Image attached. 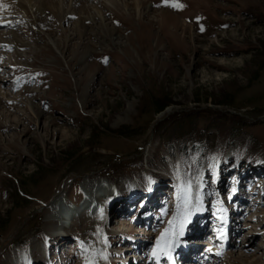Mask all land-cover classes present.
<instances>
[{
    "label": "rangeland",
    "instance_id": "rangeland-1",
    "mask_svg": "<svg viewBox=\"0 0 264 264\" xmlns=\"http://www.w3.org/2000/svg\"><path fill=\"white\" fill-rule=\"evenodd\" d=\"M71 1L0 0V264H89L104 181L103 264H264V0Z\"/></svg>",
    "mask_w": 264,
    "mask_h": 264
},
{
    "label": "bare ground",
    "instance_id": "bare-ground-1",
    "mask_svg": "<svg viewBox=\"0 0 264 264\" xmlns=\"http://www.w3.org/2000/svg\"><path fill=\"white\" fill-rule=\"evenodd\" d=\"M20 1L21 2L23 1L27 5V8L30 12H32V10H33V12L35 11V9L33 8V5L30 3L31 0H20ZM81 1H83V0H72L71 4L75 5V4L80 3ZM98 1L103 2L104 0H98ZM133 2L135 3V6H137V8H139V6L142 5L141 0H133ZM168 18L172 19V21H173L172 26L174 27L175 31L180 29L182 32H184L186 29H188V26H186L184 23L179 22L177 19L170 16L166 12L160 14L159 21L164 22ZM160 24L162 26V23H160ZM1 37H3V36L1 35ZM109 187H110V185L107 181H104L101 183H92L89 187V190L87 191V194H86L87 196L85 197V200L83 201V204L80 207V209L77 207H72V209H66V208H64V206H60L62 204V202H61L62 201V195L56 196L54 201L50 205L51 211L48 215V221L46 222L47 226L49 228H51L48 230L49 233L51 235H55V236L57 234L58 235L62 234L63 236H66L67 232L68 233L74 232V233L79 234V235H81V234L89 235V238H86L85 243H86V246L88 248L87 253L89 256L90 264H103V260H104V255L102 252L103 250L96 246V232H97V228L101 226L100 224L102 223V221H104V210H105L106 204L110 201V199L112 197L111 196V190ZM101 193H103V195H104V196H102V197H104L103 199H100V197L102 195ZM181 232L183 235L184 231L181 230ZM182 235L179 234L180 237ZM185 238H186V236L184 235L183 239H185ZM90 240H92L91 244L89 242ZM177 240H178V238L174 241V243L172 242L173 245L172 244L171 245L173 247L169 248L168 252L166 253V257L168 259L169 258L171 259V260L169 259L170 264H179V261H181V260L183 261L184 259H187V257L184 258V255L182 253H178L180 251L179 248L181 245H179L177 243L180 240H178V241ZM248 241H249V239L246 240V243ZM91 249H92V251H91ZM182 249H184V247ZM172 252L174 253L173 254V260H172ZM132 255H129V258L135 257V255H133L134 257ZM157 255H160V254H157ZM182 256H183V258H182ZM158 259L159 258L156 257L155 262H157ZM166 262H168L167 259H166Z\"/></svg>",
    "mask_w": 264,
    "mask_h": 264
},
{
    "label": "snow or ice",
    "instance_id": "snow-or-ice-1",
    "mask_svg": "<svg viewBox=\"0 0 264 264\" xmlns=\"http://www.w3.org/2000/svg\"><path fill=\"white\" fill-rule=\"evenodd\" d=\"M165 4H166V6H170L173 8L181 7L178 3H169L168 0H165ZM191 188H192V186L189 183L183 189V202H184V208H185L186 215H191V208H192V200H191L192 191H191ZM195 203L197 206H199V196L196 197ZM169 223L171 224L172 221H170ZM180 234L182 235V232ZM105 243H106V239H105ZM159 243H160V241L158 240L157 245H159ZM156 254H157V249H153L152 255L155 256ZM89 264H90V262H89Z\"/></svg>",
    "mask_w": 264,
    "mask_h": 264
}]
</instances>
